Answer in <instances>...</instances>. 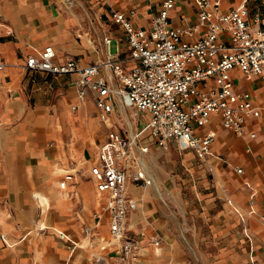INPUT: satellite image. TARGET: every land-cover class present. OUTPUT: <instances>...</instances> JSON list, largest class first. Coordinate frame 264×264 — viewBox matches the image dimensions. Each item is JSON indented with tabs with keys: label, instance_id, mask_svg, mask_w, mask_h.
Returning a JSON list of instances; mask_svg holds the SVG:
<instances>
[{
	"label": "crops",
	"instance_id": "0c3cea01",
	"mask_svg": "<svg viewBox=\"0 0 264 264\" xmlns=\"http://www.w3.org/2000/svg\"><path fill=\"white\" fill-rule=\"evenodd\" d=\"M162 1L85 0L93 20L86 27L84 18L67 10L62 0H0V233L5 235L0 240V264H92L90 257L100 252L101 242L85 237L82 227L91 225L97 207L89 169L107 127L90 95L71 109L77 100L76 74L27 71L26 57L52 46L56 62L75 58L85 65L125 53V33L112 13L133 9L132 21L148 27ZM242 3L249 18L259 17L263 26L264 0H223V8ZM196 20L195 0H175L170 11L173 25ZM104 37L116 44V54L110 53V43L98 42ZM232 76L237 88L250 91L255 103H261L264 80H245L238 70ZM55 90L62 94L57 99L52 97ZM83 105L94 113L84 115ZM130 111L121 108L127 119ZM210 126L216 136L205 160L192 151L180 152L175 145L167 149L183 158L185 181L192 193L188 210L184 209L190 213L185 219L191 220L188 227L194 236L189 243L197 246L193 262L264 264V105L258 118L246 122L243 136L223 129L217 115ZM156 147L152 144L143 156L144 166L158 187L167 189L168 179L150 169V152ZM68 172L73 177L61 189L59 182ZM153 184L148 189L128 186L136 201L128 228L139 241L138 264H184L178 237L162 217H153ZM45 197L49 202L41 200ZM99 233L107 238L106 224ZM154 236L161 238L162 247L151 253ZM68 238L75 243L73 248Z\"/></svg>",
	"mask_w": 264,
	"mask_h": 264
},
{
	"label": "built area",
	"instance_id": "2783aa9c",
	"mask_svg": "<svg viewBox=\"0 0 264 264\" xmlns=\"http://www.w3.org/2000/svg\"><path fill=\"white\" fill-rule=\"evenodd\" d=\"M174 6L175 0H163L148 27L132 21L133 9L114 11L112 19L123 28L127 43V51L117 56L85 65L75 58L56 62L53 47L45 46L25 59L27 71L76 74L77 100L71 109L90 95L107 127L89 169L97 207L91 225L82 227L85 237L101 242L100 252L91 256L93 264H138L139 241L128 228L136 201L128 186L153 183L143 162L152 144L166 150L175 145L205 160L216 136L210 126L213 115L223 129L243 136L246 122L258 118L264 105V97L255 103L251 92L237 88L232 76L238 70L245 80H264L260 18L251 20L244 3L224 9L223 0H195L197 20L176 26L170 21ZM104 43L108 46L110 38L104 37ZM122 107L131 108L128 119ZM139 113L145 116L143 122ZM72 177V172L66 173L59 187L65 189ZM103 224L107 238L99 233ZM160 240L154 236L151 242L158 246Z\"/></svg>",
	"mask_w": 264,
	"mask_h": 264
},
{
	"label": "rangeland",
	"instance_id": "374dc122",
	"mask_svg": "<svg viewBox=\"0 0 264 264\" xmlns=\"http://www.w3.org/2000/svg\"><path fill=\"white\" fill-rule=\"evenodd\" d=\"M64 7L68 9H73V11L80 17V20L84 18L82 22L86 27H90L92 25L91 18L88 17L90 15V8L87 4H84L85 0H62ZM104 43L103 39L98 40V42ZM109 51L111 54L117 53V46L114 42L110 43ZM58 90L54 91L52 97L57 99L61 96ZM81 112L84 115H91L94 113L91 109H89L88 105H83ZM144 115L139 113V121L143 122ZM151 165L150 169L152 172L157 171L159 175L163 178L168 179V188H164L162 186L160 188L164 199H161L158 193L152 188V196L155 203L156 210L153 214L154 218L162 217L165 225L168 229L173 231L175 235L179 239V243L183 249V254L185 256V262L196 260L193 257L197 252V246H191L189 242H193L194 236L191 229H189L188 224L191 225V220L186 222L185 215H189L190 213H185L184 207L188 210L189 199L192 197V193L190 191V186H188L187 181H185L184 169L182 166L183 158L175 151V150H166L160 147L152 148L150 152ZM144 188V187H141ZM161 210H164L163 213ZM46 224V223H42ZM181 229L184 233V236L181 234ZM161 245V243H160ZM158 245L159 247H162ZM152 244L149 246L150 252H155L159 248ZM200 249V248H199ZM204 249V248H202ZM91 260V257H90ZM149 261V260H148ZM92 262V260H91ZM194 264H198L197 262H193ZM93 264V263H92ZM148 264V263H147ZM159 264V262L155 263Z\"/></svg>",
	"mask_w": 264,
	"mask_h": 264
},
{
	"label": "bare ground",
	"instance_id": "6f19581e",
	"mask_svg": "<svg viewBox=\"0 0 264 264\" xmlns=\"http://www.w3.org/2000/svg\"><path fill=\"white\" fill-rule=\"evenodd\" d=\"M87 41H88V43L91 45V42H92V40L91 39H89V38H87ZM151 176V175H150ZM153 176V175H152ZM151 176V177H152ZM154 177V176H153ZM152 177V178H153ZM153 187L155 188V190L157 191V193H158V195L162 198V199H164V196L162 195V193H161V190H160V188L158 187V182H157V180L154 178L153 179ZM149 187L147 186V189H148ZM42 201H44V202H49L48 201V198L47 197H45V198H43V199H41Z\"/></svg>",
	"mask_w": 264,
	"mask_h": 264
}]
</instances>
